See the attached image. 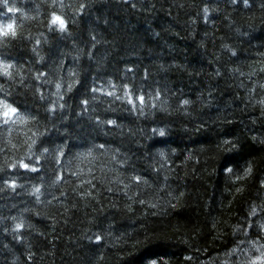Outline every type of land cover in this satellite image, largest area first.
<instances>
[{
	"label": "clouds",
	"instance_id": "clouds-1",
	"mask_svg": "<svg viewBox=\"0 0 264 264\" xmlns=\"http://www.w3.org/2000/svg\"><path fill=\"white\" fill-rule=\"evenodd\" d=\"M53 14L65 19V29L49 24ZM7 25H14L16 34L0 37V57L12 65L10 75L0 74V104L15 107L18 115L11 123L2 121L0 129V200L63 207L58 193L78 189L60 172L82 179V169L72 165L85 161L80 154L91 152L94 160L107 158V170L115 174L114 179L96 177L108 191H123L135 200L137 191L143 195L149 189L155 197L144 201L155 205L152 214L170 216L169 208L178 206L171 204L175 196L170 191L171 199L160 198L159 189L153 188L157 166L172 171L159 154L169 161L186 141L232 137L217 144L218 166L212 171L222 174L226 184L237 176L245 182L239 188L241 214L235 222L231 216L224 219L223 201L218 212L217 195H212L196 217L193 234L178 241L195 251L202 247L201 238L215 231L213 240L223 236L233 244L214 258L216 264H264V0H0V26ZM220 30L224 34L217 37ZM253 49L256 60L250 62ZM194 77L206 87L198 92L191 88ZM189 88L195 99L186 98ZM109 89L111 95L106 94ZM236 89L243 95L222 99ZM128 95H144V107L138 101L129 104ZM237 100L242 106H233ZM21 118L27 122L23 126ZM197 133L199 140L193 138ZM113 143L119 147H110ZM29 144L44 160L37 163L39 174L8 176L7 162L25 156ZM61 157L66 158L63 165ZM225 157L230 160L221 167ZM117 165H126L127 171ZM247 169L251 171L244 176ZM121 184L128 187L121 189ZM16 209V203L0 205V264H27V259L48 264L44 254L38 257L43 246L39 229L23 216L35 208L11 214ZM21 218L22 233L16 229ZM88 231L78 239L91 241ZM81 250L82 264H94L93 246ZM185 260L212 264L194 256Z\"/></svg>",
	"mask_w": 264,
	"mask_h": 264
},
{
	"label": "trees",
	"instance_id": "trees-1",
	"mask_svg": "<svg viewBox=\"0 0 264 264\" xmlns=\"http://www.w3.org/2000/svg\"><path fill=\"white\" fill-rule=\"evenodd\" d=\"M12 15V14H10ZM15 15H19L16 13ZM223 30L217 32V37L223 35ZM182 37L177 36L175 39L180 40ZM211 47V43H209ZM264 51V49H260ZM185 49V52H189ZM256 49L252 50V55L248 57L249 61H255L254 55ZM189 59H194L189 56ZM206 63V62H205ZM211 70V69H210ZM187 79V73H182ZM264 75V73H261ZM223 85V82H221ZM191 88L198 92L202 85L200 77H194L190 82ZM191 88L185 89L186 98L195 99L196 92ZM243 95L239 89L229 91L222 99L227 101L233 97ZM242 106L237 100L233 105ZM215 115V113H213ZM238 124L239 122L236 121ZM2 120H0V129H3ZM227 127H232L231 124ZM242 130V126L240 129ZM194 139H200V133H197ZM232 137H204L202 142L188 143L187 141L180 146V153L173 156L167 164V168L172 170L166 172L157 166L158 183L153 188L159 189V197L171 199L168 193L171 191L175 197H180L179 203L176 199H171L172 205L176 208H169L170 216L153 215L156 208L150 207L149 203L141 204L140 200L154 199L155 194L145 189L143 195L137 191L135 200H129L124 196L123 191L111 192L105 185L100 183L96 177L103 176L105 179L115 178V174L107 170V158L101 160H88L84 162H74L73 168L82 169V179L75 180L71 172L61 171L60 175L68 176L74 180L78 189L76 192H66L64 196H59L60 203L64 206L56 209H45L42 206L31 205L25 202L21 204L19 199L7 202L0 200V205L16 203L17 209L11 214L23 207L35 208L33 212H23L25 219H30L32 225L39 229V240L43 241V246L38 250V257L44 254V259L48 264H82V248L91 244L96 250L94 264H190L185 260L187 256H194L198 261H207L216 264L215 257L221 256L233 247L232 241L221 236L213 240L216 232L213 231L206 237L201 238V245L198 250H189L186 245L180 244L179 237L185 234H193L197 226V219L203 211V205L212 195H217V211H220V201H223L225 211L222 213L224 219L229 216L235 217L241 214L243 208L242 194L237 192L238 188L244 187V181H233L226 184L223 175L219 177L213 168H217L218 162L215 160L216 148L220 139ZM15 143V141H13ZM113 149L119 147L117 143L110 145ZM203 148L201 152L199 149ZM7 154V149L4 150ZM103 151V149H101ZM191 155V159H188ZM247 155V154H246ZM259 153L253 152V157H259ZM249 157V158H253ZM230 157H225L221 162L223 167ZM27 162V161H26ZM66 162L65 157H61V165ZM39 167V165H35ZM145 165H140L144 167ZM120 171H127V166H116ZM104 168L105 171H101ZM242 171V170H241ZM19 172L21 176H35L39 173H32L25 169H7L8 176H15ZM3 175V174H0ZM167 177V179H166ZM145 179H150L145 176ZM91 181V184L82 183ZM123 189V184L119 185ZM227 188V191L225 189ZM217 189L219 191H217ZM91 192V196H85V192ZM181 193L184 195L181 197ZM231 201V204H229ZM131 206V211L128 210ZM191 210V217L188 211ZM85 229H90L88 235L92 240H79L81 233ZM24 231V229L22 230ZM30 232L31 229H28ZM228 231V229H225ZM111 233L106 236L102 233ZM95 233V235H93ZM101 235V241L96 240V235ZM119 238V239H117ZM114 246H109L113 244ZM80 245V247H77ZM196 246H194L195 248ZM70 254V255H69ZM27 264H33L31 259H27Z\"/></svg>",
	"mask_w": 264,
	"mask_h": 264
},
{
	"label": "snow or ice",
	"instance_id": "snow-or-ice-1",
	"mask_svg": "<svg viewBox=\"0 0 264 264\" xmlns=\"http://www.w3.org/2000/svg\"><path fill=\"white\" fill-rule=\"evenodd\" d=\"M49 24L50 25H56L61 30L65 29V27H66L65 19L63 17L57 16L55 14L52 15V17H51V19L49 21ZM9 33H11L12 35L16 34L14 25L0 26V37L7 36ZM39 46H41V41L37 40V47H39ZM11 68H12V65H10L7 62H4L3 58L0 57V74L10 75L11 74V72H10ZM60 86H61L60 84H57V88H59ZM101 92L103 93V89H101ZM106 94L107 95H111L112 94L111 90L109 89ZM157 95H158V93H157ZM146 99L147 98L144 95H140V96L135 97V98L132 97L131 95H128L129 104H133L134 105V102L138 101L140 106H141V108L144 107ZM183 103L187 104L188 101H184ZM17 115H18L17 109L15 107H11V106H8V105H5V104H0V120H2L4 123H11V122L15 121ZM26 123L27 122L23 118L20 119V125L21 126L25 125ZM109 123L112 124L113 122L110 121ZM10 133H11V130H9V135H10ZM103 147L104 146H101V149H103ZM80 155H81V159H83V160H90V159L94 160L95 159V157L92 155L91 152L82 153ZM159 155H160L162 161H166L168 163L167 156H166L165 153H160ZM45 159H46V156H45ZM188 159H190V157ZM37 163L43 164L44 160L38 159V157L32 151V144H29L28 145V153L25 156H23V157H17V158H15L13 160L8 161L7 162V169H9V168H12V169H25V170L30 171V172L38 173V169L35 166ZM250 171H251V169L245 170L244 176H247L248 172H250ZM61 178H62V176H61ZM134 180H135L136 184H139L141 182V177L137 175V176L134 177ZM240 180H241V177L237 176L234 182L240 181ZM7 183L12 188L16 187V184H15L14 181H7ZM82 183L91 184V181H87L86 180V181H83ZM123 187L127 188L128 186L127 185H123ZM34 191H38V189L34 190ZM239 191H240V189L238 188L237 192H239ZM84 195L85 196H91V192L90 191L85 192ZM182 195L183 194H181V196ZM175 199L177 201H179L180 197H175ZM139 202L141 204L145 203L144 200H140ZM149 206L150 207H155V205L151 204V203H149ZM173 206H175V205H173ZM128 210L131 211V206H128ZM24 226H25L24 225V220H23V218H21V221L16 224L17 231L22 233L23 232L22 230H23ZM101 239H102L101 235L97 234L96 235V240L99 242V241H101ZM151 264H156V262L152 261Z\"/></svg>",
	"mask_w": 264,
	"mask_h": 264
}]
</instances>
